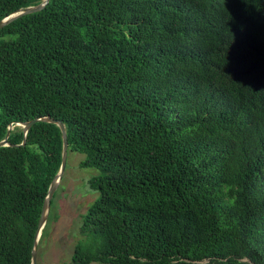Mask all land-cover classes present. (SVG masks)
Returning <instances> with one entry per match:
<instances>
[{
  "label": "trees",
  "instance_id": "1",
  "mask_svg": "<svg viewBox=\"0 0 264 264\" xmlns=\"http://www.w3.org/2000/svg\"><path fill=\"white\" fill-rule=\"evenodd\" d=\"M43 116L98 171L73 264H264V0H48L0 28V140ZM22 139L0 146V264H31L61 163L56 124Z\"/></svg>",
  "mask_w": 264,
  "mask_h": 264
},
{
  "label": "rangeland",
  "instance_id": "2",
  "mask_svg": "<svg viewBox=\"0 0 264 264\" xmlns=\"http://www.w3.org/2000/svg\"><path fill=\"white\" fill-rule=\"evenodd\" d=\"M83 158L84 154L67 150L65 168L50 200L37 243L36 264H73L74 247L85 238L80 225L87 208L98 197L89 186V179L98 171L80 167Z\"/></svg>",
  "mask_w": 264,
  "mask_h": 264
},
{
  "label": "water",
  "instance_id": "3",
  "mask_svg": "<svg viewBox=\"0 0 264 264\" xmlns=\"http://www.w3.org/2000/svg\"><path fill=\"white\" fill-rule=\"evenodd\" d=\"M47 2H48V0H41V2H39L38 4L29 5V6L20 8L16 11L10 13L9 15L3 17L0 20V28L9 24L10 22H12L13 20H15L16 18H18L22 15L29 14L32 12H37V11L41 10ZM40 120L50 122V123H54L59 127L60 132H61V137H62V153H61V163H60L59 170L55 174V176L53 177V179H52V181L48 187L46 196H45L43 204H42L41 213H40V217H39V220L37 223V227L35 229L33 246H32V250H31V264H36L37 243H38V240L40 238L42 228L45 224V218H46L47 213H48L50 200L52 198V195L54 194V191L58 185L59 180L61 179L62 173H63L64 168H65L67 149H68L67 135H66L64 124L60 120H55V119L50 118L48 116H43V117H35V118L30 119V120L25 121V122H17L14 125L10 124L7 128V132H6L5 137L2 140H0V146L9 145V143L7 142V137L9 135L10 131L14 128V126H19V127H21V130L23 132V139H22V142L18 145H24L27 131L35 122L40 121Z\"/></svg>",
  "mask_w": 264,
  "mask_h": 264
}]
</instances>
